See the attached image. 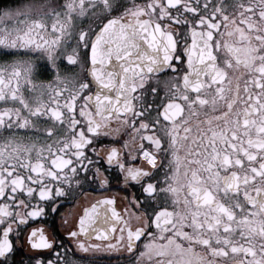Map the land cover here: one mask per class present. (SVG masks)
I'll use <instances>...</instances> for the list:
<instances>
[{
    "label": "flooded vegetation",
    "instance_id": "1",
    "mask_svg": "<svg viewBox=\"0 0 264 264\" xmlns=\"http://www.w3.org/2000/svg\"><path fill=\"white\" fill-rule=\"evenodd\" d=\"M0 264H264V0H0Z\"/></svg>",
    "mask_w": 264,
    "mask_h": 264
},
{
    "label": "water",
    "instance_id": "2",
    "mask_svg": "<svg viewBox=\"0 0 264 264\" xmlns=\"http://www.w3.org/2000/svg\"><path fill=\"white\" fill-rule=\"evenodd\" d=\"M133 29L135 28L119 27L118 35L131 37L134 35ZM106 53L108 55L110 54L109 52H98L94 50L92 56L98 60H104L101 56L106 55ZM138 66L144 67L143 69L147 70H156L161 64H90L89 73L96 78L95 81L97 83V95L94 100L102 104L104 109L111 111L117 109V105L122 99V97L117 94L119 93L117 88L123 86V88L126 89V83L123 78L127 75V73H125L120 77L119 73L125 68H132L130 70H134L133 68L138 69Z\"/></svg>",
    "mask_w": 264,
    "mask_h": 264
}]
</instances>
